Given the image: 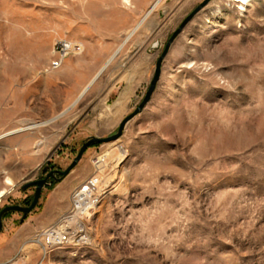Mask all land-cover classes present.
Returning <instances> with one entry per match:
<instances>
[{
    "label": "rangeland",
    "instance_id": "374dc122",
    "mask_svg": "<svg viewBox=\"0 0 264 264\" xmlns=\"http://www.w3.org/2000/svg\"><path fill=\"white\" fill-rule=\"evenodd\" d=\"M203 1L0 0V211L28 206L27 182L118 131ZM61 42L71 50L56 68ZM83 183L98 194L87 242L44 255L35 235ZM22 216H3L0 237L16 244L0 243V264H264V0H210L122 135L91 144Z\"/></svg>",
    "mask_w": 264,
    "mask_h": 264
},
{
    "label": "built area",
    "instance_id": "2783aa9c",
    "mask_svg": "<svg viewBox=\"0 0 264 264\" xmlns=\"http://www.w3.org/2000/svg\"><path fill=\"white\" fill-rule=\"evenodd\" d=\"M58 47H61V56L53 63L56 68L61 65L64 57L71 50V44L61 42ZM96 196L97 192L89 183H83L73 191L69 209L55 223L38 232L33 239L42 247L44 255H47V249L55 248L59 243L82 246L87 242L86 219L90 215V206Z\"/></svg>",
    "mask_w": 264,
    "mask_h": 264
},
{
    "label": "water",
    "instance_id": "95a60500",
    "mask_svg": "<svg viewBox=\"0 0 264 264\" xmlns=\"http://www.w3.org/2000/svg\"><path fill=\"white\" fill-rule=\"evenodd\" d=\"M210 2V0H204L202 3H200L181 23V25L179 26V28L171 35L169 41L167 42L162 54L159 56V58L157 59L156 62V67H155V74L154 77L151 81L149 90L144 98V100L142 101V103L139 105V107L130 115L126 116L120 123L118 131L111 135V136H107V137H99V136H92L89 139H87L86 141L83 142V145L81 146L79 152L77 153V155L74 157V159L72 160V162L68 165V167L65 170H53L50 171L44 178L38 179V180H32L30 182H27V184L24 185V189L28 188L29 186H35V192H34V197L32 202L28 205V206H21V205H9L4 207L1 211H0V231L3 228V216L6 212L8 211H19L23 213L22 219L21 221L24 220V218L27 216V214L29 212H31L35 206L37 205L40 196H41V192L43 187L45 186V184L48 182V179L50 177L55 178V180H60L63 179L64 177H66L71 170L78 164V162L82 159L85 151L87 150V148L93 144V143H104V142H109V141H113L118 139L122 133L123 130L127 124V122L134 117L136 114H138L141 109L144 107V105L146 104V102L149 100L157 81L160 78V74H161V66H162V62L164 57L166 56V54L168 53V50L170 48L171 43L174 41V39L180 34V32L182 31V29L184 28V26L208 3ZM109 64V63H108ZM108 64H106V66H104V68L98 73V75L96 76V78L94 79V81H92V83L90 84V86L88 87V89L91 87V85L97 80V78L102 74V72L105 70V68L108 66ZM87 89V90H88ZM86 90V91H87ZM85 91V92H86ZM15 133V132H13ZM12 134V133H11ZM56 174H59L60 176L57 177Z\"/></svg>",
    "mask_w": 264,
    "mask_h": 264
},
{
    "label": "crops",
    "instance_id": "0c3cea01",
    "mask_svg": "<svg viewBox=\"0 0 264 264\" xmlns=\"http://www.w3.org/2000/svg\"><path fill=\"white\" fill-rule=\"evenodd\" d=\"M143 20V19H142ZM142 20L131 30V31H134V30H136L137 28H138V26L140 25V23L142 22ZM131 34V33H130ZM129 34V35H130ZM128 35V36H129ZM127 36V37H128ZM126 37V39H124L123 40V42L117 47V49L115 50V52L112 54V56L105 62V64L99 69V71L94 75V77L87 83V85L82 89V91H84V93H85V91L88 89V87L90 86V84L92 83V81H94V79L96 78V76L98 75V73L104 68V66H106V64H108V63H110L112 60H113V58L115 57V56H117V54L121 51V49L123 48V46H124V44L128 41V39L129 38H127ZM109 65V64H108ZM94 84V83H93ZM92 84V85H93ZM91 85V86H92ZM81 91V92H82ZM81 92H80V94H81ZM83 93V94H84ZM75 104V102H73V104L71 105V106H69L67 109H65L63 112H62V114L63 113H65V112H67L73 105ZM106 121V120H105ZM8 183H10V179H8V181H7ZM2 194H3V191H0V197L2 196ZM31 231V230H30ZM26 236H28L29 235V232L27 231L26 233ZM7 241V242H6ZM0 243H2V244H4V243H9L10 245H13V244H16V242L14 241V240H12V239H9V240H5V237L4 236H1L0 237Z\"/></svg>",
    "mask_w": 264,
    "mask_h": 264
},
{
    "label": "bare ground",
    "instance_id": "6f19581e",
    "mask_svg": "<svg viewBox=\"0 0 264 264\" xmlns=\"http://www.w3.org/2000/svg\"><path fill=\"white\" fill-rule=\"evenodd\" d=\"M234 1H237V2H239L240 4L245 5V4H247L250 0H234ZM157 3H158V1H157L154 5H152L151 10H153V9L156 7ZM9 133H11V132H9ZM97 198H98V194H97V196H96V199H97ZM92 201H93V200H92ZM92 204H93V202H92ZM90 210H92V205L90 206ZM66 246H69V244H67V243H59L58 246H56L55 248H56V249H57V248H63V247H66ZM55 248H49V249H47V253H48V251L53 250V249H55Z\"/></svg>",
    "mask_w": 264,
    "mask_h": 264
},
{
    "label": "flooded vegetation",
    "instance_id": "af4514ba",
    "mask_svg": "<svg viewBox=\"0 0 264 264\" xmlns=\"http://www.w3.org/2000/svg\"><path fill=\"white\" fill-rule=\"evenodd\" d=\"M50 178H52V177H50ZM50 178H49V179H50Z\"/></svg>",
    "mask_w": 264,
    "mask_h": 264
}]
</instances>
